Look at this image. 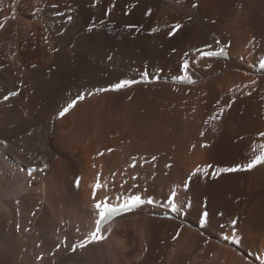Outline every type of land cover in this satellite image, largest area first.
<instances>
[{
    "label": "bare ground",
    "instance_id": "6f19581e",
    "mask_svg": "<svg viewBox=\"0 0 264 264\" xmlns=\"http://www.w3.org/2000/svg\"><path fill=\"white\" fill-rule=\"evenodd\" d=\"M0 24V264H264V164L211 175L264 144V0H0ZM98 181L145 205L81 248Z\"/></svg>",
    "mask_w": 264,
    "mask_h": 264
},
{
    "label": "snow or ice",
    "instance_id": "6c2138e0",
    "mask_svg": "<svg viewBox=\"0 0 264 264\" xmlns=\"http://www.w3.org/2000/svg\"><path fill=\"white\" fill-rule=\"evenodd\" d=\"M196 5H194L195 7ZM52 7H57L56 5H53ZM110 11V9H109ZM151 10H149L150 12ZM56 15L62 16L63 13L57 12ZM14 18V17H13ZM68 20H71V16L68 17ZM0 27H3L2 24H0ZM94 26H89V31H92ZM182 25L180 24H174L171 28V31L169 32V36L174 35ZM157 29H153V31H156ZM217 44L220 42L217 41ZM205 48L209 49L205 51L204 49H197L196 51L200 54L201 58L204 57H217V56H223L225 54V50L223 47H219L216 50H211V45H205ZM109 59H111L109 57ZM261 67L264 68V60L260 61ZM182 69L184 71V76L182 77L184 80H187L190 83H193L191 76L189 75V64L187 61L182 65ZM141 82H149V74L147 71L142 73L141 80H131V79H122L117 83L111 84L108 88H97L94 91L95 92H104V91H120L122 89L131 87L133 84L141 83ZM252 83H255V81H252ZM18 93L15 91L9 92L7 95L3 97V100L7 101L10 97L16 96ZM93 94L92 92H88L87 95ZM85 99V93H80L76 96L75 99L70 100L66 106H64L58 113L59 117L65 116L66 113L69 112L79 101H82ZM223 109H220L219 113L214 114L209 119L215 120L219 118V115L222 114ZM261 137H264V133H259ZM259 147L260 151L258 155H254L247 163L242 165H235L233 167H225V168H217L214 172H212V177L215 178L217 173H231V172H237V171H249L255 168L257 165L264 164V144H260L258 146H253V150L255 151V148ZM155 159V157H153ZM211 165H206L204 169H201L197 167L193 173L188 177V181L192 179V176L197 175L201 171L204 172L205 175L208 174V168H210ZM189 185L187 182H185L184 187L187 188ZM103 185L99 183V181L95 184L92 197L95 200V203L93 205V208L96 210L97 218L95 220V230L89 233L88 239L84 242L79 244V247H84L85 243L95 242L104 239V236L102 235V228L103 225L108 222L113 216L116 214L123 212V211H130L133 208L137 207L140 204H143L145 201L141 198L138 194H133L130 196H122L117 195L115 198L120 201L118 204H112L110 202L111 197L108 195H105L103 199H96L97 196V189H101ZM173 197L176 196V192L173 191L171 193ZM148 203H152L153 201L149 199L147 201ZM173 210H175V206L173 205ZM204 216H207V213H204ZM231 224L235 226L237 224V220L233 219L231 221ZM19 227V226H18ZM73 250H75V245L72 246Z\"/></svg>",
    "mask_w": 264,
    "mask_h": 264
}]
</instances>
